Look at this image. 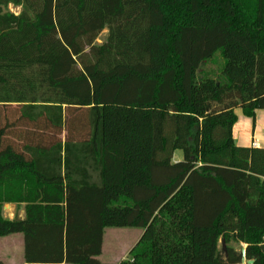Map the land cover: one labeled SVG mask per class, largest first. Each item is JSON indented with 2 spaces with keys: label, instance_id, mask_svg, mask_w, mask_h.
<instances>
[{
  "label": "trees",
  "instance_id": "obj_1",
  "mask_svg": "<svg viewBox=\"0 0 264 264\" xmlns=\"http://www.w3.org/2000/svg\"><path fill=\"white\" fill-rule=\"evenodd\" d=\"M237 109L264 110V0H0V238L26 264H104L108 228L143 231L120 264H264Z\"/></svg>",
  "mask_w": 264,
  "mask_h": 264
},
{
  "label": "crops",
  "instance_id": "obj_2",
  "mask_svg": "<svg viewBox=\"0 0 264 264\" xmlns=\"http://www.w3.org/2000/svg\"><path fill=\"white\" fill-rule=\"evenodd\" d=\"M235 114L237 123L233 128V138L237 146L264 149V110L257 112L255 121L246 117L241 109L235 110ZM4 217L9 220L24 219L25 205L6 204L4 206ZM4 239V246L0 249V262L3 264H26L24 261L23 236L17 234ZM102 262L107 264L104 261Z\"/></svg>",
  "mask_w": 264,
  "mask_h": 264
},
{
  "label": "rangeland",
  "instance_id": "obj_3",
  "mask_svg": "<svg viewBox=\"0 0 264 264\" xmlns=\"http://www.w3.org/2000/svg\"><path fill=\"white\" fill-rule=\"evenodd\" d=\"M6 12L19 15L22 12L21 7H16L10 5ZM108 36V30H104L98 37L96 44L101 45L105 42ZM212 67V65H210ZM65 137V133L62 138ZM184 159V154L182 151L177 150L174 154V162H181ZM93 180L98 182L97 174L93 173ZM142 230L140 229H130V228H108L105 230L103 254L100 256V260L106 262L107 264H120L124 261H128L131 258V251L136 247L140 238L142 237ZM4 238H0V249L4 246ZM237 251H243L245 246L231 243ZM221 251H224L223 246L220 247ZM242 264H248L246 260Z\"/></svg>",
  "mask_w": 264,
  "mask_h": 264
},
{
  "label": "water",
  "instance_id": "obj_4",
  "mask_svg": "<svg viewBox=\"0 0 264 264\" xmlns=\"http://www.w3.org/2000/svg\"><path fill=\"white\" fill-rule=\"evenodd\" d=\"M243 255H245V249L242 251ZM245 260V259H244ZM243 260V261H244ZM248 264H254V261H247Z\"/></svg>",
  "mask_w": 264,
  "mask_h": 264
}]
</instances>
